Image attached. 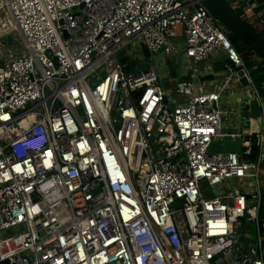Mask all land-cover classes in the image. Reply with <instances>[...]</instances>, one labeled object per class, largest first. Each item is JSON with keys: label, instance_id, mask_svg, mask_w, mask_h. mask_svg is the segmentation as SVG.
<instances>
[{"label": "built area", "instance_id": "1", "mask_svg": "<svg viewBox=\"0 0 264 264\" xmlns=\"http://www.w3.org/2000/svg\"><path fill=\"white\" fill-rule=\"evenodd\" d=\"M2 1L18 43L0 44V264H264V101L223 26L192 0ZM179 37L193 71L171 99L122 55L178 58ZM218 52L231 75L196 94ZM235 68L255 134L222 129ZM231 137L248 147L211 150Z\"/></svg>", "mask_w": 264, "mask_h": 264}, {"label": "crops", "instance_id": "2", "mask_svg": "<svg viewBox=\"0 0 264 264\" xmlns=\"http://www.w3.org/2000/svg\"><path fill=\"white\" fill-rule=\"evenodd\" d=\"M226 4L242 20H244L249 26H251V28H253L256 32L264 35V0H252L253 10L250 15L245 14V10L247 9L246 0H227ZM8 23H10L9 20L7 18H4L0 14V34L3 35L9 31ZM175 46L178 58L162 57L161 55L150 56V54L141 46H139V50L134 53L136 57L140 58L139 61L143 64V69L152 68L155 72L158 73L161 78L162 85L167 91H169V96H171V99H175V95L172 91L170 92L171 88H166L164 85L166 76H169L170 74V72L166 68V61L170 60L171 62L172 59H175L174 61L177 65L176 71L172 73L174 75V78L172 80H170V77L169 80L168 78L166 79V81L170 82L171 85H175L179 81L188 79L190 71L192 70L187 67V60L184 58V45L182 38L179 37L175 40ZM250 55L249 60L253 66H264V59L261 58L257 53L252 50L250 51ZM219 61H226L225 56L222 52L212 54L204 61L194 66L193 69L196 80V94L213 91L231 75V70H228L226 72L215 75V78L212 81L207 79L212 74L213 64ZM143 69L138 68V70ZM131 72H133V70H131ZM262 97L264 101V96ZM251 100L252 93L247 87H243L241 84H230L228 86L220 99V108L222 111V129L224 133L237 135L247 132H252L253 134L259 132L261 127V107L257 103V115H252L253 106L250 104ZM177 101L180 102L181 99L178 97ZM217 141H222V143L221 145H218V143L215 144L217 148H214L212 145V151L213 149H219L221 152L238 151L243 147L241 139H238L237 137L219 139L215 142Z\"/></svg>", "mask_w": 264, "mask_h": 264}, {"label": "water", "instance_id": "3", "mask_svg": "<svg viewBox=\"0 0 264 264\" xmlns=\"http://www.w3.org/2000/svg\"><path fill=\"white\" fill-rule=\"evenodd\" d=\"M205 8L230 34L244 42L251 50L264 59V36L256 32L244 20H242L224 0H192ZM228 71L226 61L215 62L212 66V74L207 78L212 81L215 75ZM234 71L240 78V84L247 86L246 80L242 77V72L238 68ZM250 104L253 106L252 115H257V101L252 99Z\"/></svg>", "mask_w": 264, "mask_h": 264}, {"label": "rangeland", "instance_id": "4", "mask_svg": "<svg viewBox=\"0 0 264 264\" xmlns=\"http://www.w3.org/2000/svg\"><path fill=\"white\" fill-rule=\"evenodd\" d=\"M2 12H5V10L3 8H2ZM5 16H7L6 13H5ZM11 28H12L11 27V23H8V29L11 30ZM228 36H229V38H231L235 42H238V40H239L237 37H235L234 35H232L230 33H228ZM15 37H17V36L14 35L13 33H9L8 35H6V36H4V37H2L0 39V44L2 46H4V47H6L7 45L8 46H12V45L13 46H16V43H18V42L15 40ZM137 50H139V48H137L136 50H134V49L132 50L131 48H126L123 51V58L126 59V63L129 65V67H130L131 70L138 69V68L143 69V64L140 61L135 60V55L134 54H132V53L130 54L131 51L132 52H136ZM0 63H1V61H0ZM163 67H164V64H163ZM166 68L168 69V71L170 72V74H169V76H166V78L164 80V85H165L166 88L169 87V88H171V90H173L174 89V84L171 85L170 82L166 81V79L168 78V80H169V77H170V80H172L174 78V75L172 73L174 71H176V69H177V65H176L174 59H172L171 62H170V60H167L166 61ZM217 143H218V145H221L222 141L215 142L213 144V147L214 148H217V146L215 145ZM213 151L214 152H218L220 150L219 149L218 150L213 149ZM261 218H262V220L264 222V208L261 211Z\"/></svg>", "mask_w": 264, "mask_h": 264}, {"label": "trees", "instance_id": "5", "mask_svg": "<svg viewBox=\"0 0 264 264\" xmlns=\"http://www.w3.org/2000/svg\"><path fill=\"white\" fill-rule=\"evenodd\" d=\"M264 36V35H263ZM230 42L232 43L235 50L240 54V56L244 59L246 65L249 67L251 72L252 80L257 88L258 93L261 96H264V67L263 66H253L249 60L250 51H252L244 42L238 40V42L233 41L231 38ZM248 147L245 143L243 144L242 149ZM254 150V149H253ZM252 158V156L250 157ZM264 208V194H263V206Z\"/></svg>", "mask_w": 264, "mask_h": 264}, {"label": "bare ground", "instance_id": "6", "mask_svg": "<svg viewBox=\"0 0 264 264\" xmlns=\"http://www.w3.org/2000/svg\"><path fill=\"white\" fill-rule=\"evenodd\" d=\"M2 8H4V7H3V1L0 0V14H1L4 18H7V19L9 20V22L11 23V20H10L9 16H8V15L5 16V12H2ZM11 27H12V23H11Z\"/></svg>", "mask_w": 264, "mask_h": 264}]
</instances>
